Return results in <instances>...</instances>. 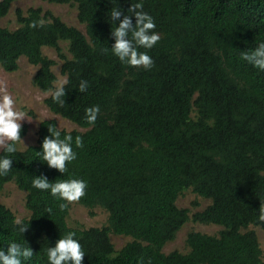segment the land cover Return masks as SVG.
Here are the masks:
<instances>
[{
    "label": "trees",
    "instance_id": "16d2710c",
    "mask_svg": "<svg viewBox=\"0 0 264 264\" xmlns=\"http://www.w3.org/2000/svg\"><path fill=\"white\" fill-rule=\"evenodd\" d=\"M20 0H0V21ZM76 7L84 33L40 9L0 26V67H37L43 103L83 131L38 124L36 142L0 149V264H264V0H43ZM67 43V58L60 47ZM52 49L62 61L59 87ZM187 190L207 200L189 216ZM71 203L103 209L100 228L67 225ZM188 220L184 254H164ZM130 237L116 251L109 235Z\"/></svg>",
    "mask_w": 264,
    "mask_h": 264
},
{
    "label": "rangeland",
    "instance_id": "374dc122",
    "mask_svg": "<svg viewBox=\"0 0 264 264\" xmlns=\"http://www.w3.org/2000/svg\"><path fill=\"white\" fill-rule=\"evenodd\" d=\"M29 8L40 9L42 13L48 12L60 18L65 24L84 33L83 26L76 19L75 6L51 4L43 0H20L14 3L7 16L0 21V26L14 29L17 27L15 11L19 9L22 14H25ZM59 45L65 56L69 58L67 43L61 42ZM42 54L55 62L52 71L57 82L54 85L61 86L65 81V77L60 74L62 61L50 48H43ZM36 70L37 67L28 64L23 57L19 58L18 69L15 72H5L0 67V149L13 138L16 128L23 124L27 127L26 134L15 144L19 151L35 144L38 124L42 120L53 119L58 128L62 130L83 131L75 124L55 116L47 110L43 101L49 93L41 92L33 84ZM208 203L210 201L198 197L190 190L185 191L176 201L179 208H186L189 211V216L196 211L203 210ZM0 205L8 208L14 214L16 221L29 217V211L25 208V193L13 183L5 184L0 191ZM106 220L107 213L101 208L89 209L77 203H71L66 222L71 228L87 229L90 227L100 228L106 224ZM220 229L222 228L217 225H200L188 220L177 232L174 240L164 245L162 252L169 254L177 251L184 254L188 251L185 245V237L188 232L197 231L203 234L216 235ZM247 230H252L256 234L264 262V228L250 226ZM109 239L116 251L131 241L130 237L113 234L109 235Z\"/></svg>",
    "mask_w": 264,
    "mask_h": 264
}]
</instances>
